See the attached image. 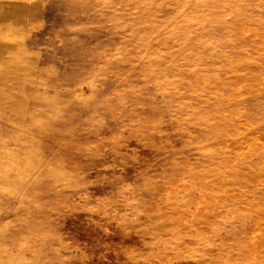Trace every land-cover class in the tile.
Masks as SVG:
<instances>
[{"label":"rangeland","instance_id":"rangeland-1","mask_svg":"<svg viewBox=\"0 0 264 264\" xmlns=\"http://www.w3.org/2000/svg\"><path fill=\"white\" fill-rule=\"evenodd\" d=\"M0 264H264V0H0Z\"/></svg>","mask_w":264,"mask_h":264}]
</instances>
